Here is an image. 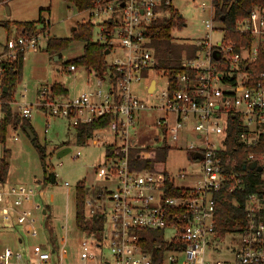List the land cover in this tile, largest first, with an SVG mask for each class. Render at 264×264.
<instances>
[{
  "label": "built area",
  "instance_id": "obj_1",
  "mask_svg": "<svg viewBox=\"0 0 264 264\" xmlns=\"http://www.w3.org/2000/svg\"><path fill=\"white\" fill-rule=\"evenodd\" d=\"M218 1L203 0L199 4L210 15L203 21L209 36L193 41L198 51L195 56H184L183 66L188 71L178 74L158 69L148 36L151 22L170 14L169 10H158L159 6L175 8L173 0H96L87 10L91 17L109 16L98 24L96 42L107 45L108 54L115 55L109 63L114 73L102 76L95 72L96 86L71 99L43 89L36 107L49 117L68 119L73 130L111 118L85 142L120 151L106 156L105 162L95 167L105 183L87 190L85 226L79 227L76 221L74 253L67 250V223L61 237L55 226L45 223L46 239L33 246L25 244L24 237L41 234L37 212L43 206L36 202L40 193L24 184L0 180V234L14 231L20 243L17 248L0 249V264H264V153L251 152L245 160V169L262 174L260 189L247 198L242 225L224 233L216 228L215 197L229 179L235 180L232 188L241 186L222 156L227 150L229 117H241L244 130L239 138L243 143L264 144V71L256 78L247 65L257 60L264 46V9L257 7L236 23V32L254 37L250 45L239 46L237 40L228 38L221 17L216 20ZM215 31L222 34L217 42L211 38ZM13 35L7 39L5 58L0 56V63L40 48L44 34ZM218 60L227 66L217 65ZM69 70L77 72L78 68L70 65ZM156 77L163 78L165 88L159 94L161 103L153 107L133 86L148 80L145 90L154 96ZM7 103L0 88L2 113ZM18 110L23 118L32 117V105L23 103ZM149 110L164 111V116L151 125L160 133L155 135L160 143L152 146L178 148L181 140L190 138L185 150L193 169L174 174L168 168L153 171L131 167L130 151L150 147L138 140ZM212 135L219 139H212ZM252 163H256L255 169L249 168ZM172 188L178 193L172 195ZM64 217L67 222L68 214ZM148 231H163L169 250L158 255L163 243L152 251L146 249ZM226 238L230 242L224 249ZM219 254L223 257H214Z\"/></svg>",
  "mask_w": 264,
  "mask_h": 264
},
{
  "label": "rangeland",
  "instance_id": "obj_2",
  "mask_svg": "<svg viewBox=\"0 0 264 264\" xmlns=\"http://www.w3.org/2000/svg\"><path fill=\"white\" fill-rule=\"evenodd\" d=\"M202 1L173 0L174 7L183 14L186 23L182 29L173 31V35L177 40H182V42L194 41L209 36L203 21L210 15L208 11H203L199 6ZM40 11L43 17L51 20L48 30L51 37L73 38L74 31L78 29L80 24L88 20L92 21L95 25L92 35L93 42L97 40V33L100 29L98 24L109 17L107 14L91 17L87 11H78L65 0H0V56L5 58L4 47L7 39L17 32L15 23L18 21H36L39 18ZM8 22L11 23L10 31L5 26V23ZM216 26H219L218 22ZM221 37L222 34L217 31L211 34L213 42L219 41ZM48 38V35L44 34L40 41V48L30 49L25 53L23 77L16 84L15 98L11 103L13 113H17L19 118L21 115L18 109L23 103L33 106L32 117L29 121L39 142L46 146V167H44L32 139L22 126L17 128L12 125L8 126L6 141L3 144L0 143V157L4 155L5 150H9L8 162L10 167L5 178L6 183L24 184L36 188L40 193L36 197V202L43 206L37 212L41 234L38 237H24L25 244L33 246L46 239L45 223L51 227L55 226L54 231L58 232L60 237L66 233V230L63 229L67 223L69 227L67 250L74 253V244L76 243L74 238L77 235L75 230L76 188L82 181L86 182L88 188L105 183L97 176L95 167L105 162L106 147L101 143L78 141L72 132L73 128L68 119L49 117L42 109L36 107L39 93L43 89L48 90L55 84H61L68 92L67 95L60 94L57 96L71 99L89 88H94L97 81L95 72H89L85 67H78L79 75H75L69 71L67 65L68 62L84 54L85 42L72 40L67 47L62 49L60 56L58 53L51 54L47 52ZM114 58V54L107 55L109 63ZM156 78L158 89L154 96H150L145 90L148 80L133 86L138 95L153 107L161 103L158 100L159 94L165 88L163 78ZM3 116L4 114L0 111V119ZM162 116H164L162 110L145 113V124L138 133L140 144L152 146L160 143V140L155 141V135L160 136L159 130L151 125ZM21 123L19 121V124ZM108 138L111 140L112 137L108 136ZM211 138L219 139L214 135ZM189 140L190 138L183 139L180 142V147L171 148L167 168L174 174L181 170L194 168L185 150ZM67 148L70 151L65 155H60V152ZM78 153L80 154L78 155ZM52 173L56 174V181L53 183L51 180V182L47 181L45 183ZM44 210H46V213L43 212ZM65 214H68L67 222H65ZM229 242L230 238H226L224 249ZM5 246L20 247L14 231L0 234V249ZM211 257L213 255H209L210 259ZM214 257H223V255L219 254Z\"/></svg>",
  "mask_w": 264,
  "mask_h": 264
},
{
  "label": "trees",
  "instance_id": "obj_3",
  "mask_svg": "<svg viewBox=\"0 0 264 264\" xmlns=\"http://www.w3.org/2000/svg\"><path fill=\"white\" fill-rule=\"evenodd\" d=\"M70 3L78 11H87L94 6L96 0H65ZM261 7L264 9V0H219L216 5V20L220 21V17L224 16L222 22L228 30V38L237 40L239 46L250 45L254 37L249 34H241L235 31V25L240 20L245 18L253 9ZM158 10H169L170 14L154 19L148 27V36L150 38L149 47L154 51L158 59V69L172 74L184 73L188 71L183 66L184 56H195L198 48L193 41L177 40L174 37L173 31L182 29L185 26V19L172 5H161ZM50 23L43 17L42 12L36 21H18L15 23L17 32L24 35L45 34L48 35L46 45L47 52L51 54L58 53L61 56V51L67 47L72 40H82L85 42L84 54L71 62H68V67L74 65L85 67L89 72H97L104 76L113 74L114 69L107 61L108 46L93 42L92 35L94 31V23L90 20L80 24L78 29L74 31L73 38H58L51 37L48 34ZM5 26L10 31L11 23H5ZM25 54L21 53L18 58L8 62L0 63V88L4 93V100L7 104L2 106L3 118L0 119V143H5L8 126H22L28 133V129L34 134L32 142L39 152L40 158L44 167L45 158L47 156L46 146L42 145L32 128L30 119L19 118L17 113H13L11 103L15 98V87L23 77ZM217 65L226 67L227 64H221L220 60L216 61ZM248 68L254 75L257 76L264 71V46L261 47L258 58L253 63H248ZM51 91L56 94L67 95V89L61 84L51 86ZM111 118L99 119L91 124H82L77 126L75 137L80 142H85L91 138L95 132L108 125ZM19 121L22 123L19 124ZM244 130L242 119L240 116H230L228 120V129L226 132L227 150L222 153L223 158L229 163L230 170H234L237 178L241 181V186L232 188L235 183L234 179L227 180L225 186L216 194V228L220 232H227L235 226H240L246 218V202L250 193L258 191L261 183V172L245 169V160L251 152H263L264 144L260 146L247 145L243 143L239 136ZM29 135V133H28ZM30 136V135H29ZM264 137V134H263ZM120 150L107 146L106 156L112 154L117 155ZM171 148L169 146H150L130 151L131 167L136 170H153L166 171L167 160L170 155ZM9 150L4 151V155L0 157V180H5L9 171L8 158ZM229 174V171L226 170ZM231 173V172H230ZM50 177L47 181L51 182ZM88 186L85 181L78 184L76 188V221L79 227L85 226V200ZM172 195L177 194V189H171ZM150 237L146 244V249L154 250L159 243H163V249H157L158 255L169 250V246L164 240L163 231H148ZM160 250V251H159Z\"/></svg>",
  "mask_w": 264,
  "mask_h": 264
},
{
  "label": "water",
  "instance_id": "obj_4",
  "mask_svg": "<svg viewBox=\"0 0 264 264\" xmlns=\"http://www.w3.org/2000/svg\"><path fill=\"white\" fill-rule=\"evenodd\" d=\"M221 20L222 21H224L225 20V17L224 16H222L221 17ZM109 53V51H107V54ZM215 58H218V52H216L215 53ZM73 132H75V130H73ZM28 133H29V135H30V137L33 139L35 136H34V134L31 132V130L30 129H28ZM70 151V149H64L63 151H61L60 152V155H65L66 153H68ZM196 156H199V155H196ZM247 166L245 165L244 166V168H246ZM249 168L250 169H255L256 168V163H252L251 165H249ZM257 169L259 170V171H261L262 170V166H259V167H257ZM51 178H52V182L54 183L55 181H56V174L55 173H52L51 174ZM44 213L46 212L45 210L43 211Z\"/></svg>",
  "mask_w": 264,
  "mask_h": 264
},
{
  "label": "crops",
  "instance_id": "obj_5",
  "mask_svg": "<svg viewBox=\"0 0 264 264\" xmlns=\"http://www.w3.org/2000/svg\"><path fill=\"white\" fill-rule=\"evenodd\" d=\"M44 18H46V17H44ZM46 20L51 24V20L50 19H47L46 18ZM49 24V25H50ZM70 71V70H69ZM70 72H72V71H70ZM75 75H79V72L77 71V72H73ZM51 89V88H50ZM78 95V94H77ZM72 132H73V130H72ZM74 134H75V132H73ZM46 211V210H45ZM46 213V212H45Z\"/></svg>",
  "mask_w": 264,
  "mask_h": 264
}]
</instances>
